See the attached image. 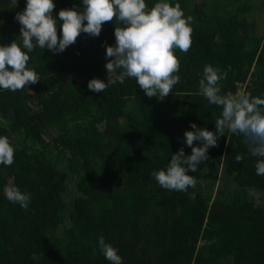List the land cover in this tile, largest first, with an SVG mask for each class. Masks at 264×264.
<instances>
[{
	"label": "trees",
	"instance_id": "obj_1",
	"mask_svg": "<svg viewBox=\"0 0 264 264\" xmlns=\"http://www.w3.org/2000/svg\"><path fill=\"white\" fill-rule=\"evenodd\" d=\"M242 1L170 0L192 17V45L174 50L181 79L162 101L134 79L88 90L94 78L107 83L106 47L115 45L118 21L105 22L99 37L81 33L63 53H29L40 81L0 90V135L15 147L14 163L0 165V264H110L100 236L123 264H264V176L246 137L226 131L188 173L197 183L187 192L152 176L181 147L191 155L183 142L191 124L216 131L222 109L197 94L205 65L227 72L221 95L244 88L264 98V34ZM53 2L58 24L60 10L82 7ZM145 2L151 9L157 0ZM25 7L0 0V44L18 39L15 16ZM5 186L26 193L29 206L9 202Z\"/></svg>",
	"mask_w": 264,
	"mask_h": 264
},
{
	"label": "clouds",
	"instance_id": "obj_2",
	"mask_svg": "<svg viewBox=\"0 0 264 264\" xmlns=\"http://www.w3.org/2000/svg\"><path fill=\"white\" fill-rule=\"evenodd\" d=\"M80 4V9L60 10L58 24L53 0H26L24 11L15 16L21 25L20 36L10 45L0 44V90L16 92L40 81L36 71L27 66L29 53L36 48L63 53L81 33L99 37L102 25L115 20L123 26L115 27V45L106 47L107 83L94 78L88 82V90L103 93L110 86L134 79L148 98L164 100L180 82V63L174 50L187 53L190 49L192 17H185L179 3L170 0H157L151 9L145 0H80ZM226 76L227 72L205 65L197 94L222 109L215 121L216 131L190 125L192 131L184 133L183 142L191 148V155L186 156L181 147L171 154L166 169L152 173L162 188L179 192L194 188L197 181L188 173L197 172L208 159L209 149L217 146L226 131L242 134L251 142L252 155L260 158L255 164L256 174L264 176V98L244 92L221 95L220 82ZM194 142L200 146L193 147ZM14 153L9 138L0 135V165L10 167ZM4 195L21 208L29 206V196L18 187L5 186ZM97 245L110 264H123L119 250L106 243L103 236L98 237Z\"/></svg>",
	"mask_w": 264,
	"mask_h": 264
},
{
	"label": "rangeland",
	"instance_id": "obj_3",
	"mask_svg": "<svg viewBox=\"0 0 264 264\" xmlns=\"http://www.w3.org/2000/svg\"><path fill=\"white\" fill-rule=\"evenodd\" d=\"M242 2H247L253 6V9L250 13H248V18L251 21H254L258 25V34L263 35L264 34V7H263V0H243ZM240 92H244V88L240 90ZM5 123V122H4ZM60 167L63 166V164H60L62 160H57ZM71 186H74V182L71 183ZM70 191L72 192V189L70 188Z\"/></svg>",
	"mask_w": 264,
	"mask_h": 264
}]
</instances>
